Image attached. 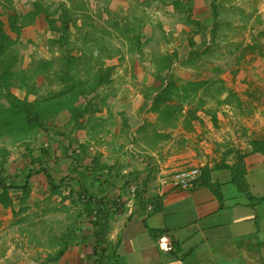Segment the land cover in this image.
I'll return each mask as SVG.
<instances>
[{"label":"rangeland","instance_id":"rangeland-1","mask_svg":"<svg viewBox=\"0 0 264 264\" xmlns=\"http://www.w3.org/2000/svg\"><path fill=\"white\" fill-rule=\"evenodd\" d=\"M37 2L0 0V20L11 35L12 53L17 57L14 70L26 71L60 57L63 16L69 19L66 27L71 43L66 45V52L81 55L83 38L91 31L84 24L94 23L115 34L106 40L118 53L105 59L106 66L114 69L112 84L81 99L80 105L87 107L88 113L80 130H73L71 114L65 111L47 124L49 129L37 130L26 143L0 141V175L5 183L22 187L27 175H32L27 191L11 189L4 198L8 203L0 201L12 209L8 214L17 222L0 230V251L1 245L13 240L20 248L29 242L36 246V253L42 249L39 255H45L47 248L56 249L54 259H59L61 252L82 244L79 236L92 237V231L97 232L94 223L102 218L97 202L82 197L80 181L85 180L90 195L100 201L131 205V191L138 181L132 180L128 189L124 182L129 174L141 178L145 173L148 187L144 190L151 195L161 176H168L158 170L155 154L165 156L172 151L171 141L180 136L177 131L193 128L196 120L186 124L188 112L194 111L198 122L201 112L212 117L220 106H225L223 109L228 110L224 114L229 115L232 107L220 105L230 96L222 95V88L234 94L230 99L241 100L242 106L235 102L236 112L232 110L242 136L253 137L257 133L254 126L260 130L261 124L264 132V0H40L47 14L21 26L19 33L11 32L9 16L26 15L34 11ZM109 19L122 29L128 27V34L120 38ZM90 36L92 40L94 35ZM41 77L37 81L41 91L60 89L61 85ZM175 81L179 86L201 82L207 86L186 101L173 93L166 105L183 111H179L176 126L165 128L154 102ZM14 89L19 88L11 92ZM110 91L116 93L114 97L108 95ZM27 98L36 100L35 96ZM201 99L205 106L195 111ZM2 104L7 105L5 99ZM212 119L216 125L214 115ZM42 156V163H32ZM99 166L112 167L113 171L109 175ZM44 170L59 185L56 192ZM13 229L29 241L16 237ZM59 234H64V239Z\"/></svg>","mask_w":264,"mask_h":264},{"label":"crops","instance_id":"crops-1","mask_svg":"<svg viewBox=\"0 0 264 264\" xmlns=\"http://www.w3.org/2000/svg\"><path fill=\"white\" fill-rule=\"evenodd\" d=\"M12 93L22 100L27 98V92L20 89ZM115 94L110 91L108 95ZM224 107L212 113L216 125L213 115L201 112V121H194L189 132L177 131L179 138L169 145L172 151L165 152V156L155 154L158 170L169 177L200 167L202 177L194 190L177 191L156 185L150 195L143 189L147 204L129 208L126 204L98 248L95 231L92 237L79 236L82 244L59 259H54L56 249L47 248L45 255H39L42 249L36 253L35 245L27 242L19 244L20 248L13 240L1 245L0 264H96L98 258L100 264H264V155L253 152V143L264 140L263 127L261 124L259 130L258 125L254 126L257 133L253 137L250 132V137L242 136L233 115L237 107L228 105L232 107L229 115L224 114L228 110ZM101 116L105 118V114ZM239 156L244 157L240 175L244 185L235 181ZM140 175L147 179L145 173ZM147 180L142 181L146 188ZM151 199L156 202L153 211L147 207ZM10 210L0 204L1 231L9 223H17L8 214ZM12 232L29 241L25 234L15 229ZM167 241L174 247L170 252L161 248Z\"/></svg>","mask_w":264,"mask_h":264},{"label":"trees","instance_id":"trees-1","mask_svg":"<svg viewBox=\"0 0 264 264\" xmlns=\"http://www.w3.org/2000/svg\"><path fill=\"white\" fill-rule=\"evenodd\" d=\"M42 5V2L39 0V2L35 4L34 11L26 15L15 13L9 16V30L14 33H19L21 31V26L30 25L35 18L37 19V17L44 12L47 14L48 11ZM213 7L215 18H218L215 3ZM62 19L64 20H62L63 24L60 29L61 35L59 37L60 57H56L54 61H44L39 65L32 66L26 71L13 69L17 59L16 55L12 53L14 43L10 33L6 29L5 23L0 20V101L5 99L7 102V105H0V141L26 143L37 130L49 129L47 124L65 111L71 114V124L74 126L73 130H80L82 128L81 121L88 113V108H84L80 105L81 99L96 94V91L101 87L112 84L111 76L114 69L106 66L105 59H112L118 52L110 47L111 44H108L106 36L113 39L115 34L108 28H103V26L98 27L94 23H85L84 28L91 27V31L83 38L85 46L81 48V55H72V50L65 51L66 45L71 44L70 34L66 27L69 19L64 16ZM19 21H21V25ZM50 22L53 23V21ZM108 23L112 24V29L117 32L120 38L128 34V27L122 29L120 24L113 20L108 21ZM90 34L94 35L92 40ZM41 76L50 80L52 82L51 84H55L56 82V84L61 85L60 89L58 91H41L40 85L37 84V81L42 79ZM54 78L56 81H54ZM204 86H207L206 82L183 83V85L179 86L175 81V83H169L165 89H163V92L157 95L154 102V110L158 109L157 112L160 122L165 128L170 127V125L176 126L174 124L179 111H183V109L180 110L176 106L169 108V106L166 105L167 102L172 100V94L180 95L181 99L186 101L198 95V91ZM12 88L26 90L27 97L35 96L36 100L34 102H30L28 98L22 100L11 92ZM220 93H222V95L223 93H227V95L229 94L232 97L234 95L231 91H226L225 88H222ZM230 96L227 101H223L220 105L228 104L234 106L233 104L236 102L239 107L242 106L240 99L232 100ZM197 104L195 111L205 106L203 99ZM186 118V124L188 125L189 120H197V115L194 111L190 110ZM253 152L264 155V140L255 141L253 143ZM243 159V156H239L240 163L235 170V181L239 185H244L243 178L240 176L242 175ZM42 161L43 156L32 160V163L37 164L42 163ZM99 168L107 169L109 175L113 171L112 167L99 166ZM44 172L49 184L56 192L59 185L56 184V181L47 170H44ZM31 178L32 175L28 174L25 185L22 187H15L13 185L8 186L0 175V187L2 189L0 201L3 202V204L8 203V199L4 200V198H8L11 189H21L24 192L27 191ZM136 179H138L136 175L129 174L124 182V186L128 189L133 183L132 180L134 181ZM80 186L82 188V197L88 199L87 201L90 203L97 202L98 213L102 218L100 221L94 223V227L97 229L96 239L98 248L106 237L111 222L118 212H124V206L126 205L115 203L113 206V204L105 203L104 200L100 201L96 196L90 195L88 184H86L85 180L80 181ZM142 194V191H139L135 195V203L137 205L147 204V200L143 198L144 196ZM151 204L156 205L154 199H151ZM63 254V252L60 253V255ZM96 264H100L99 258Z\"/></svg>","mask_w":264,"mask_h":264},{"label":"built area","instance_id":"built-area-1","mask_svg":"<svg viewBox=\"0 0 264 264\" xmlns=\"http://www.w3.org/2000/svg\"><path fill=\"white\" fill-rule=\"evenodd\" d=\"M162 178L159 179V184L158 187L159 188H169L171 190H179V191H192L196 188L199 180L202 177V169L197 167L194 169H190V170H182L179 171L173 175L169 176H161ZM143 180H145V177L140 178L136 181V184L133 185L132 188V194L131 197L133 198L131 205L128 206L129 207H133L135 204V195L137 194V192L142 191L144 189V183L142 182ZM142 183H143V187H142ZM148 210L149 211H153L154 207L152 204L148 205ZM161 248L163 251L165 252H170L173 250V244L170 241H167L166 244L163 246L161 244Z\"/></svg>","mask_w":264,"mask_h":264}]
</instances>
